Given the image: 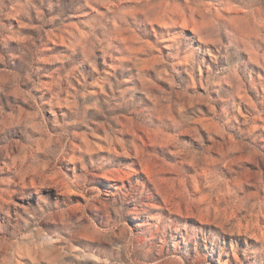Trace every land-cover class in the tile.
I'll return each instance as SVG.
<instances>
[{"label":"rangeland","instance_id":"rangeland-1","mask_svg":"<svg viewBox=\"0 0 264 264\" xmlns=\"http://www.w3.org/2000/svg\"><path fill=\"white\" fill-rule=\"evenodd\" d=\"M0 264H264V0H0Z\"/></svg>","mask_w":264,"mask_h":264}]
</instances>
